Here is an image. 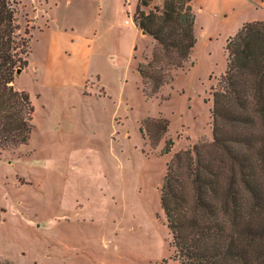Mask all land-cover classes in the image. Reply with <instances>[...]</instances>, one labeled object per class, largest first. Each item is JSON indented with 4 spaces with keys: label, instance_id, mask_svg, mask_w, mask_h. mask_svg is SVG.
Segmentation results:
<instances>
[{
    "label": "rangeland",
    "instance_id": "rangeland-1",
    "mask_svg": "<svg viewBox=\"0 0 264 264\" xmlns=\"http://www.w3.org/2000/svg\"><path fill=\"white\" fill-rule=\"evenodd\" d=\"M35 1L47 11L42 32L18 5L20 32L32 39L29 65L15 79L31 96L35 129L27 144L0 147L1 264H181L160 189L175 152L212 140L210 99L227 66L224 36L197 26L191 59L148 97L137 65L155 41L133 23L137 0L128 11L113 5L90 27L76 23L74 1ZM209 1L215 20L238 6ZM245 7L264 16V0ZM98 12L95 5L92 19ZM147 117L170 121L156 146L140 132ZM168 138L174 146L164 154Z\"/></svg>",
    "mask_w": 264,
    "mask_h": 264
},
{
    "label": "trees",
    "instance_id": "trees-1",
    "mask_svg": "<svg viewBox=\"0 0 264 264\" xmlns=\"http://www.w3.org/2000/svg\"><path fill=\"white\" fill-rule=\"evenodd\" d=\"M150 4L139 0L134 22L155 41L137 65L144 93L154 97L191 59L197 35L193 0L147 10ZM18 5L0 0L1 148L27 144L35 129L31 96L15 86L31 43L20 32ZM225 49L226 70L211 92L212 140L175 152L160 189L181 264H264V20L245 23ZM169 126L167 118L147 117L140 132L156 146ZM173 146L166 139L162 152Z\"/></svg>",
    "mask_w": 264,
    "mask_h": 264
},
{
    "label": "crops",
    "instance_id": "crops-1",
    "mask_svg": "<svg viewBox=\"0 0 264 264\" xmlns=\"http://www.w3.org/2000/svg\"><path fill=\"white\" fill-rule=\"evenodd\" d=\"M13 1L18 2L20 5H22L25 8V10L28 13H30L31 17L33 18V23H35L36 28H37L35 31L42 32L44 28L43 17L47 15V11L43 12L42 3L41 2L38 3L35 0H31L30 2H25V3L22 2L23 0H13ZM73 1L75 4L74 5L75 7H73L75 11V17L78 19L76 23L85 25L86 27H90V25L95 23V21L92 22V20H96L97 23L98 22L102 23L101 19L104 16L110 15V10L113 5L114 6L118 5V8L120 10L121 9L127 10V7L130 5V2H131V0H66L65 3L68 5V4H72ZM162 1L163 0H161L160 3H154L153 0H151V4L147 8V10L153 9V7L156 5H160ZM247 2L248 0H238L237 7H234L231 10H229L228 13L227 11H223L222 15H220V13L215 14V16L220 17L219 19L215 20L212 17H210V14L207 13L208 9L207 7H205L206 5L212 4L209 0H201V1L193 0V8L196 13L195 31H196V27L200 25L201 30H207L210 34H212V36L223 35L227 43L228 38L236 34L238 30L245 23L254 21V20H264V16L250 15V11L252 10V8L250 9V8L245 7V4ZM138 3H139V0H137V5L133 13V23L134 24H135L134 14L137 9ZM219 4L222 5L220 0H219ZM240 4H242V6ZM95 5L98 7V10H99L97 14L98 17L96 19H92L91 17L92 9ZM42 13H44V15ZM205 13L208 17L205 16ZM88 18L90 20H88ZM107 22L108 23L106 24V27L108 29H112L114 26V23H110L109 21ZM146 36H149V35H146ZM0 218H1V212H0Z\"/></svg>",
    "mask_w": 264,
    "mask_h": 264
},
{
    "label": "water",
    "instance_id": "water-1",
    "mask_svg": "<svg viewBox=\"0 0 264 264\" xmlns=\"http://www.w3.org/2000/svg\"><path fill=\"white\" fill-rule=\"evenodd\" d=\"M22 72V70L21 69H19L18 71H17V74H20Z\"/></svg>",
    "mask_w": 264,
    "mask_h": 264
}]
</instances>
